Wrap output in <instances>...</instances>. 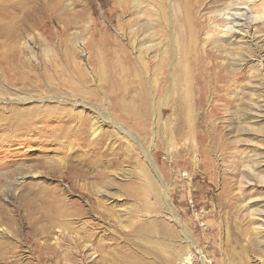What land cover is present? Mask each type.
I'll return each instance as SVG.
<instances>
[{
	"label": "rangeland",
	"instance_id": "rangeland-1",
	"mask_svg": "<svg viewBox=\"0 0 264 264\" xmlns=\"http://www.w3.org/2000/svg\"><path fill=\"white\" fill-rule=\"evenodd\" d=\"M4 3L0 264H264V0Z\"/></svg>",
	"mask_w": 264,
	"mask_h": 264
},
{
	"label": "bare ground",
	"instance_id": "bare-ground-1",
	"mask_svg": "<svg viewBox=\"0 0 264 264\" xmlns=\"http://www.w3.org/2000/svg\"><path fill=\"white\" fill-rule=\"evenodd\" d=\"M7 0H0V3H3V4H6V3H4V2H6ZM240 3H244V2H240ZM230 4L231 3H228V4H226L225 6H224V8L226 9V10H228V9H230L231 7H230ZM234 4V3H233ZM237 4V3H236ZM245 4V3H244ZM223 8V9H224ZM190 40V39H189ZM88 106V105H87ZM109 118V117H108ZM97 119V118H96ZM98 121V120H97ZM97 121H93L92 122V125H91V131H92V134L95 136V135H98L99 133H100V125L97 123ZM112 121V120H111ZM99 122V121H98ZM119 124V123H118ZM117 124V125H118ZM116 126V125H115ZM146 155H148V154H146ZM147 157V156H146ZM159 181V180H158ZM164 196V198H165V200H166V202L168 203L169 201H168V199H167V197H166V195L164 194L163 195ZM163 198V199H164ZM173 214V213H172ZM177 222V221H176ZM182 228V227H181ZM186 235V234H185ZM188 236V235H187ZM186 236V237H187ZM190 240V239H189ZM192 242V241H191ZM194 243V242H193Z\"/></svg>",
	"mask_w": 264,
	"mask_h": 264
},
{
	"label": "built area",
	"instance_id": "built-area-1",
	"mask_svg": "<svg viewBox=\"0 0 264 264\" xmlns=\"http://www.w3.org/2000/svg\"><path fill=\"white\" fill-rule=\"evenodd\" d=\"M186 264H192V262H191L190 260H188V261L186 262Z\"/></svg>",
	"mask_w": 264,
	"mask_h": 264
}]
</instances>
